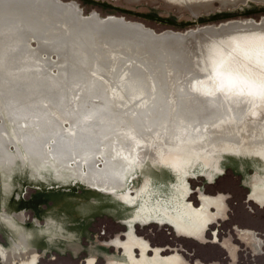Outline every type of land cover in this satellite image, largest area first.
<instances>
[{"label":"bare ground","instance_id":"bare-ground-1","mask_svg":"<svg viewBox=\"0 0 264 264\" xmlns=\"http://www.w3.org/2000/svg\"><path fill=\"white\" fill-rule=\"evenodd\" d=\"M216 1L170 0L173 6L192 9L196 15L218 4ZM219 1L238 6L242 0ZM34 42L36 46L32 48ZM161 42L179 51L174 58L180 63L189 60L192 70L199 67L238 70L255 59L256 65L251 69L256 66L264 69V25L236 22L192 32V39L171 34L157 37L123 20L98 22L83 18L76 7L62 0H0V95L5 99L0 102V115L5 118L0 125V225L12 233L11 246L0 243V254L6 264H35L37 259L36 252L29 251L31 231L20 222L27 221L21 207L27 184L55 189L89 186L114 194L137 190L140 180L135 181L139 178L135 149L156 141L168 147L192 144L195 148L210 141L211 127L229 119L243 121L249 111L264 106L263 71L254 81L236 83L232 92L228 87L221 89L209 77L200 78L190 85L192 107L185 98L182 110L165 104L148 109V99L154 100L149 96L151 89L143 90L139 96L125 90L121 98L123 107L118 110L96 90L93 103L81 101L84 111L80 116L73 107L78 103L65 102L64 85H52L48 80L54 65L42 60V55L53 56L57 51L66 54L61 78L79 84L83 78V57L92 58L99 49L106 55L116 51L126 63L132 60L138 67L147 63L159 71L160 64L155 66L147 58L151 51L157 50L164 61ZM105 62L100 66H112L109 58ZM17 66L19 69L10 71V67ZM23 68L33 74L37 71L41 77L27 79L24 73L16 76ZM41 81L43 87L39 88ZM83 86L67 85L73 94ZM135 87L140 90L144 85ZM263 129L257 128L254 133L263 134ZM222 135L226 138L229 133ZM251 137L255 141L251 140L245 150L235 146L231 139L217 149L224 154L221 169L238 171L246 178L242 161L234 156L242 153L248 159L246 166L254 168L253 177L264 180V168L254 166L257 151L264 158V148L259 146L262 141L259 136ZM50 141L53 143L49 144ZM100 160L102 166L98 164ZM25 167L31 170L26 173ZM260 193L264 196V185L251 186L252 195ZM6 204L16 209L5 211ZM53 219L47 224L50 230L57 226ZM32 221L41 225L37 218Z\"/></svg>","mask_w":264,"mask_h":264},{"label":"rangeland","instance_id":"rangeland-1","mask_svg":"<svg viewBox=\"0 0 264 264\" xmlns=\"http://www.w3.org/2000/svg\"><path fill=\"white\" fill-rule=\"evenodd\" d=\"M217 1L218 4L210 6L205 13L200 10L199 15H196L192 9L173 6L170 0H144L141 2L139 0H62L65 4L76 7L83 18L97 19L98 22L109 19L123 20L127 24L140 26L157 37L171 34L192 39V32L219 28L236 22L245 25L251 23L264 25V2L242 0L238 6H232ZM159 45L164 48V61L161 60L157 50L151 51L150 57L147 58L151 63H155V66L160 64L159 71L148 67L147 63L143 67L133 64L132 60L130 63H126L124 59L117 56L119 53L116 51L106 55L102 49H99L96 50L97 53L95 52V56L92 58L83 57L81 63L83 78L79 84L69 83L66 79L61 78V67L67 58L66 54L61 55L57 51L53 56L42 55V60L49 61L51 65H54L49 70L48 80L52 85H64L62 91L65 94L62 96H67L65 102L71 100V102L78 103V106L74 105L73 107L78 109L77 113L80 116L84 111L81 101L84 100L86 104L93 103L91 100H94L92 98L96 90L102 92L103 97L108 100V104H112L118 110L123 107L122 92L125 94V90H127L126 93L139 96L143 94V90L148 89H151L149 96L154 99H148V109L154 107L155 104H158L159 108L165 104L182 110L185 98L188 99V106L192 107L190 85L200 78L209 77L218 85H221L222 82L226 84L231 79L235 81L236 85L241 81L244 83L254 81L264 71V69H258V66L251 69L253 65H256V59L251 64H242L243 69L238 70L217 69L216 67L214 70H210L211 68L208 67L192 70L189 60H186L185 64V62L180 63L174 58V54L179 51L171 49L163 42ZM35 46L34 42L31 47L35 48ZM9 55L13 57V55ZM102 55L106 57H102ZM106 58L110 59L111 67L100 66L104 65ZM60 61H62L61 64H59ZM181 65L183 68L180 69ZM9 69L15 71L19 69V66ZM22 73L27 79L41 77L39 72L35 71L33 74L27 69L16 72V76H20ZM8 75L10 76V74ZM38 85L39 88H42L43 82L41 81ZM67 85L84 86L79 89L77 94H73ZM135 85H144V88L137 90ZM234 87L230 88V92L234 90ZM56 98L60 99L61 97L56 96ZM2 99L5 100L0 95V102ZM4 122L5 118L0 115V125ZM66 127H69V123ZM257 128H264V106L249 111L243 121L235 122L229 119L211 127L210 141L197 144L195 148L192 147V144L168 147L161 141H156L135 149V167L139 176L135 181L140 180L138 189L105 194L114 205L121 209V218L125 226L119 222L112 224L101 221H95L92 226L90 240L94 244L109 242L117 247V250L120 248L123 252L121 258H110L104 264H187L189 262L186 260L189 255L186 251H191L190 248L195 241H206L209 235L207 228L210 225V220L221 221L219 224L222 225L219 228L226 233L219 231L220 238L217 242L222 241L223 245H225V241L228 242L224 247L230 251L233 257H236L237 248L230 246L229 243L244 242L249 246L248 234L244 235L247 229L260 233L255 235L259 242L256 240L254 243L257 242V246L263 245L264 196L261 193L252 195L251 186L264 185V180L253 177L254 168L246 166L245 160L248 159L242 153L234 156L235 159L242 161L244 172L247 174L246 178L238 171L229 170V168L227 171L222 170L220 161L224 154L217 151L227 141L230 143L229 139L234 141L235 146H241L245 150L251 140L255 141V137L252 138V135L260 137L262 144L259 146L264 148V132L256 135L254 131ZM223 133H229L228 137L224 138ZM52 143L50 141L49 144ZM12 147L14 150L15 146L12 145ZM101 162L102 160L98 163L100 166H102ZM254 166L264 168V158L258 151L254 154ZM31 168L25 167L24 171L27 173ZM84 169L86 170V168ZM222 174L223 176H221ZM207 180L209 183L205 184ZM195 187L196 192L201 195H205L206 188L209 192L206 194L211 196L210 193H213V197L210 199L213 204L211 209L210 207L196 209L197 204L192 199ZM247 190L249 198L255 203L247 199ZM38 191H40L38 187L26 186L22 196L27 199ZM225 199H228V207L222 208ZM210 200L203 201V203ZM214 211L216 212L214 213ZM23 215V219L27 221L33 218L28 211H24ZM217 216L219 217L217 218ZM227 217L229 218L227 219ZM135 222L143 224V228H139L138 224L134 226ZM217 225L218 223L213 228ZM118 231L120 232L111 238V235ZM249 235L254 237L253 234ZM251 242H253L252 238ZM178 244H181L185 251L170 249ZM159 246L168 247L160 248ZM249 247L254 255L264 252V246L263 250L261 247L258 248L262 250L260 253L252 246ZM36 257L35 264H38L37 253ZM246 257H250V255H246ZM255 258H258V264H264V255L255 256ZM0 264H6L1 254ZM85 264H99V261L96 257H89Z\"/></svg>","mask_w":264,"mask_h":264},{"label":"crops","instance_id":"crops-1","mask_svg":"<svg viewBox=\"0 0 264 264\" xmlns=\"http://www.w3.org/2000/svg\"><path fill=\"white\" fill-rule=\"evenodd\" d=\"M27 185L33 186L30 183ZM38 188L40 191L34 192L29 198L25 199L22 196L21 207L24 211L31 213L33 218H37L41 225H35L32 220L23 223L19 219L21 224L31 231L30 240H28L29 251L31 254L33 251L38 254V264H85L89 257H96L99 264H104L110 258L119 259L123 256L121 249L117 250V247L109 242L94 244L90 240L95 221L112 224L119 222L124 225L121 209L109 200L106 193L89 186L68 189ZM3 208L5 211L16 209L10 204L4 205ZM52 218L56 220L57 226L50 230L47 224ZM136 224L139 228H143V224L135 222L134 226ZM169 230L172 231L170 227ZM119 232L112 234L111 238ZM0 235L2 237L0 243L5 247L11 246L12 233L6 226L0 225ZM253 263L256 264L255 262L251 264Z\"/></svg>","mask_w":264,"mask_h":264},{"label":"flooded vegetation","instance_id":"flooded-vegetation-1","mask_svg":"<svg viewBox=\"0 0 264 264\" xmlns=\"http://www.w3.org/2000/svg\"><path fill=\"white\" fill-rule=\"evenodd\" d=\"M221 176H223V174ZM208 183H209V181L207 180V184ZM197 188H200V187H197ZM196 191H197V189L195 187L194 193L192 194V199L197 204L196 209H199V208L203 209V208H209V207L211 209L213 207V204H212V201L210 199H211V197H213V193H210L211 196L206 194V193H209L207 188L204 191L205 195H201L200 193H198ZM247 193H248L247 199L249 201H251V199L249 198V191L248 190H247ZM206 200H210V201L205 202V204H204L203 201H206ZM227 202H228V199H225L223 202L222 208L228 207ZM251 202H254V201H251ZM215 212L216 211H214V213ZM218 217L219 216H217V218ZM222 219H224V218H222ZM209 222H210V225L207 228L208 229L207 234H209V235L207 236L206 241L217 242L218 239L220 238L218 232L219 231H220V233H222V232L226 233V232L223 231V229L219 228L222 224H218L215 227L216 229L213 228L214 225L216 223H218L219 221L214 222L213 220H210ZM245 234H248V239H249V243H250L249 246H252L254 248V250H257V252H259V253L262 252L264 244L261 246H257V242H259V239L257 240L255 238V235H259L260 233H256L253 230L247 229V231L244 232V235ZM249 234H253L254 237H251ZM251 238H252L253 242H251ZM256 240H257V242L255 244L254 242ZM224 244L225 245H223L222 242L212 243V242H205L204 241V243H202V242L195 241L194 243H192V247L190 248L191 251L190 252L186 251V253H188V255H189V258L186 261H188L190 264H251L252 262H255L256 264H258V258H255V256H263L264 255V252L261 253L260 255H254V253L251 251V248L249 246H247L244 242H237V243H231V244L229 243L230 245L237 248L236 249L237 250L236 257H233V256H231L230 251L228 249H226V247H224L228 244V242L225 241ZM181 246H182L181 244H178V246H172V247H170V249H172V250L183 249L185 251V248H182ZM159 247L160 248H167L168 246H159ZM260 247L262 248V250L258 249ZM246 255H250V257H246ZM189 263H187V264H189Z\"/></svg>","mask_w":264,"mask_h":264},{"label":"snow or ice","instance_id":"snow-or-ice-1","mask_svg":"<svg viewBox=\"0 0 264 264\" xmlns=\"http://www.w3.org/2000/svg\"><path fill=\"white\" fill-rule=\"evenodd\" d=\"M218 75H219V73H218ZM234 86H236L235 81H233L231 79H229L226 84L222 82L220 85L221 89H223L224 87L232 88Z\"/></svg>","mask_w":264,"mask_h":264}]
</instances>
